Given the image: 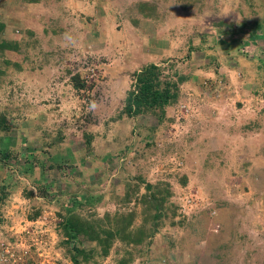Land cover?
Returning <instances> with one entry per match:
<instances>
[{
  "label": "rangeland",
  "instance_id": "1",
  "mask_svg": "<svg viewBox=\"0 0 264 264\" xmlns=\"http://www.w3.org/2000/svg\"><path fill=\"white\" fill-rule=\"evenodd\" d=\"M151 43L187 81L161 121L128 119ZM0 69V264H264V0H0ZM88 192L82 217L154 236L70 240Z\"/></svg>",
  "mask_w": 264,
  "mask_h": 264
},
{
  "label": "trees",
  "instance_id": "2",
  "mask_svg": "<svg viewBox=\"0 0 264 264\" xmlns=\"http://www.w3.org/2000/svg\"><path fill=\"white\" fill-rule=\"evenodd\" d=\"M41 0H29L31 3H39ZM155 6H147L141 8L140 12L146 18H153L156 13ZM255 25V24H253ZM261 25L257 24L255 26V32L261 30ZM252 36H256L254 31ZM166 67L158 66L156 64H147L143 67V70L140 72L135 73L136 81L133 84V89L130 90L127 94L125 99V107L123 110V116L126 115L128 119H135L142 115L153 114L161 121L165 115H167V108L174 106L177 102H179L181 94H180V84L186 82V78L184 76H180L177 82H174L172 79L166 76L165 70ZM1 70V69H0ZM74 87L77 90H82L85 87V82L82 80L80 75L74 76L71 79ZM10 130V125L8 124V120L5 116L0 115V135L2 133H6ZM88 145H91V141H88ZM42 152V151H41ZM37 152L36 154H32L30 157L36 161L35 164H42V160L45 157L44 153ZM2 154V151H0ZM11 153L3 154L6 157H9ZM95 159V158H94ZM95 166L100 167V170L107 171L104 168V164L95 162ZM103 165V166H102ZM107 173V172H106ZM147 188L153 189L154 187L148 185ZM37 189L44 192V184L40 183L37 185ZM102 199L101 196H95L90 192L78 195L70 196L68 199L69 205H66L62 209L65 210L66 214L64 215V224L63 228L68 235L70 240H76L80 236H86L91 241L99 240V243L104 246V255L108 254L110 247L115 238L127 240L129 243H135L137 245L144 244L148 237H145L146 231L148 233L151 230H143L137 229L132 230L133 225V217L125 216L124 218L112 217L109 219V222H112L115 225V228L105 231L104 225L100 219L98 221H91L88 218L82 217L78 213V208L83 207L84 205H94L96 202H100ZM166 201L163 198V202ZM159 209V205L155 206ZM161 215L158 214L154 218L156 223H159ZM33 218H37L34 216ZM126 219V223L124 219ZM130 218V219H129ZM128 221L129 224H128ZM131 229V230H130ZM106 232V239L105 241H101V237L99 233L97 234L96 231ZM144 232V233H143ZM155 232L152 231L150 237L154 236ZM78 254H82V251L77 248V254L72 257L74 263L78 264Z\"/></svg>",
  "mask_w": 264,
  "mask_h": 264
},
{
  "label": "crops",
  "instance_id": "3",
  "mask_svg": "<svg viewBox=\"0 0 264 264\" xmlns=\"http://www.w3.org/2000/svg\"><path fill=\"white\" fill-rule=\"evenodd\" d=\"M149 20H152V18H149ZM144 49H145V52H147L148 50H150L148 53H145L146 55H148L145 58L146 61H147L145 64H148V62H150L149 60H156V58H159L160 59L161 53L154 51L153 43H151L150 45H148V47H145ZM154 62H156V61H154Z\"/></svg>",
  "mask_w": 264,
  "mask_h": 264
},
{
  "label": "clouds",
  "instance_id": "4",
  "mask_svg": "<svg viewBox=\"0 0 264 264\" xmlns=\"http://www.w3.org/2000/svg\"><path fill=\"white\" fill-rule=\"evenodd\" d=\"M155 16V15H154ZM151 63H153V64H156V65H158V66H162L163 64H158L157 62H154V61H151V62H148V64H151ZM145 65H147V64H145Z\"/></svg>",
  "mask_w": 264,
  "mask_h": 264
}]
</instances>
